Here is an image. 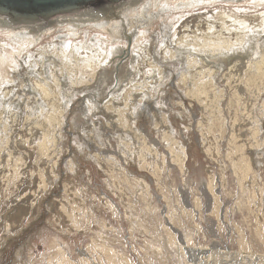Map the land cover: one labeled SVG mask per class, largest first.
I'll return each mask as SVG.
<instances>
[{
    "label": "rangeland",
    "instance_id": "obj_1",
    "mask_svg": "<svg viewBox=\"0 0 264 264\" xmlns=\"http://www.w3.org/2000/svg\"><path fill=\"white\" fill-rule=\"evenodd\" d=\"M99 31L0 36V264H264V8L169 14L131 55Z\"/></svg>",
    "mask_w": 264,
    "mask_h": 264
},
{
    "label": "bare ground",
    "instance_id": "obj_2",
    "mask_svg": "<svg viewBox=\"0 0 264 264\" xmlns=\"http://www.w3.org/2000/svg\"><path fill=\"white\" fill-rule=\"evenodd\" d=\"M217 5L264 8V0H135L121 4L116 8L111 7V11H108L107 13L88 10L59 16L50 24H46L45 26L42 24L41 26L34 25L16 27L15 24L10 23L9 19L0 17V36L10 42L9 46H7L6 43H3V45L11 47L15 51V53H11L14 56H17L22 52L31 51L41 47L50 37L55 35L59 36L61 39H65L63 41V45L69 46L71 44L69 42L70 40L78 41L83 36H87L91 31L96 32V35L100 32L99 30H103L104 32L102 33L107 36L103 37L104 39L111 38L118 42L125 39L127 47L124 50L128 55H131L133 43L136 40L143 38V36L149 32L157 20L162 21L167 18L169 14H174L176 12L195 11ZM100 35L101 34L99 33V36ZM62 50L63 49L61 48L59 51ZM186 54H192V51L183 50L182 57L184 60ZM193 56H195L194 53ZM28 57L30 60L31 56L29 55ZM200 57V59L205 62L207 66H209V70L216 69L217 66L209 63L208 58L202 56ZM1 59L3 58H0V60ZM45 63L46 59L42 58L40 62L35 65L34 70ZM25 65L29 66V62L25 61ZM257 66H264V55L261 57V61L257 63ZM55 68H59V66L56 65ZM52 77L53 76H50L49 80H51ZM124 77L126 78L125 73H120V75L116 78L117 83L122 82ZM0 80L5 82L7 88L10 86L13 87V83L10 82V75L8 72L6 77H0ZM56 85H60V82H56ZM41 86L43 87L42 91L45 95L50 96L51 93L48 92V87L51 85L49 82L41 83ZM5 97L1 99V102L4 105H8L9 100L12 99L13 96L5 95ZM12 105L10 108L14 112L15 107L12 108ZM135 105L138 107L139 102H135ZM16 109L18 111L20 110L17 107ZM6 119H8L6 114L4 115V118L0 117V127L1 121H5ZM49 120V123H43L46 128H49L45 134H49L51 131H57L60 129V123L57 120ZM262 133V131L259 132L256 137H259ZM40 144L45 146L47 145V142L44 140ZM172 152L174 153V163L183 166L185 161L184 151L180 152V154H177L176 150H172ZM148 153L149 154L142 153L144 162L147 155L152 154V151L148 150ZM240 171L246 172L247 168H240Z\"/></svg>",
    "mask_w": 264,
    "mask_h": 264
},
{
    "label": "water",
    "instance_id": "obj_3",
    "mask_svg": "<svg viewBox=\"0 0 264 264\" xmlns=\"http://www.w3.org/2000/svg\"><path fill=\"white\" fill-rule=\"evenodd\" d=\"M135 0H0V17L18 26L50 24L57 17L92 10L107 13Z\"/></svg>",
    "mask_w": 264,
    "mask_h": 264
}]
</instances>
